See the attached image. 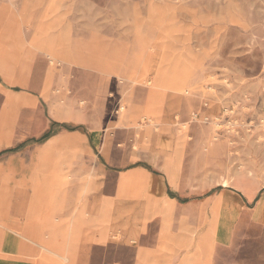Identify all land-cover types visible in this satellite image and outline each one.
Here are the masks:
<instances>
[{
  "label": "rangeland",
  "instance_id": "1",
  "mask_svg": "<svg viewBox=\"0 0 264 264\" xmlns=\"http://www.w3.org/2000/svg\"><path fill=\"white\" fill-rule=\"evenodd\" d=\"M91 5L92 13L72 19L77 25L62 33L67 59L53 62L41 48L44 34L32 32L36 19L28 17L29 2L0 0V134L10 143L0 148L10 150L0 154V194L10 198L9 235L22 228L16 205H28L40 181L44 205H69L71 192L88 179L89 196L97 193L93 183L105 178L95 173L100 165L115 170L170 159L175 185L191 197L221 187L240 195L264 189V0ZM164 34L168 38L160 43ZM167 54L187 70L184 94L153 86L158 68L166 72ZM8 94L15 105L6 103ZM151 103L162 121L161 138L142 143L130 119ZM51 128L72 138L73 146H46L40 138ZM112 188L109 176L103 192ZM258 201L224 205L227 243L215 264H264V205ZM107 256L130 264L128 252L111 250ZM94 258L97 264L101 252Z\"/></svg>",
  "mask_w": 264,
  "mask_h": 264
},
{
  "label": "crops",
  "instance_id": "2",
  "mask_svg": "<svg viewBox=\"0 0 264 264\" xmlns=\"http://www.w3.org/2000/svg\"><path fill=\"white\" fill-rule=\"evenodd\" d=\"M27 1L28 17L36 19L32 32L44 34L40 35L45 41L41 48L53 62L65 61L67 55L63 49L67 37L62 33L77 25L72 19L92 13V0ZM48 17L54 20L46 22ZM63 17L69 23H62ZM53 26L58 29L52 30ZM50 33L58 35L50 38ZM167 38L168 34H164L159 42ZM170 58L167 54L162 59L168 67L166 72L158 68L153 86L184 94L187 70ZM174 74H180L178 87ZM8 91L16 93L17 89L8 88ZM6 103L15 105V98L6 95ZM123 111L121 107L120 119L126 115ZM130 122L133 128L141 130L136 137L140 142L160 140L162 121L154 103ZM78 132L71 134L85 137ZM59 135L53 132L45 145L58 142L73 146L72 138ZM4 139L0 134V148L10 144ZM169 162L170 159L162 157L158 164L133 163L115 170L97 166L95 173L105 176L93 183L97 184V193L89 196L93 185L88 179L79 190L71 192L69 205L62 202L44 205L48 202L43 195L45 183L40 181L32 189L30 203L16 205V210L24 216L17 236L9 235L12 230L6 209L10 198L0 194V264H95L96 252L102 254L97 264H126L120 256L106 258L111 250L130 253V264H215L218 249L227 243L222 240L224 205H244L258 199V205H262L264 189L256 188L240 195L237 189L221 187L207 196L191 197L175 185L174 166ZM3 167L4 163H0V171ZM109 176L113 177V188L106 194L103 190ZM84 228L89 233H83Z\"/></svg>",
  "mask_w": 264,
  "mask_h": 264
},
{
  "label": "trees",
  "instance_id": "3",
  "mask_svg": "<svg viewBox=\"0 0 264 264\" xmlns=\"http://www.w3.org/2000/svg\"><path fill=\"white\" fill-rule=\"evenodd\" d=\"M52 133H53V129L51 128V129L49 130V132H47L46 134H44V135L40 138V141H44V140H46L47 138H49V137L51 136ZM27 143H28V142H27ZM23 145H25V143H23L21 146H19V147L17 148V150L20 149V148H22ZM3 152H10V150H8V151H3ZM3 152H1V153H3ZM1 153H0V154H1Z\"/></svg>",
  "mask_w": 264,
  "mask_h": 264
},
{
  "label": "bare ground",
  "instance_id": "4",
  "mask_svg": "<svg viewBox=\"0 0 264 264\" xmlns=\"http://www.w3.org/2000/svg\"><path fill=\"white\" fill-rule=\"evenodd\" d=\"M174 77H175V82H176L177 87H178V85H180V83H181L180 74H174ZM226 185H227V182L226 181H223V186H226ZM247 192H249V191H247Z\"/></svg>",
  "mask_w": 264,
  "mask_h": 264
}]
</instances>
